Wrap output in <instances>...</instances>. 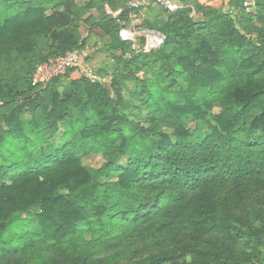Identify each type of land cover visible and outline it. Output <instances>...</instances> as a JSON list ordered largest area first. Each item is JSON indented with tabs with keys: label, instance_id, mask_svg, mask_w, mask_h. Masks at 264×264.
<instances>
[{
	"label": "trees",
	"instance_id": "1",
	"mask_svg": "<svg viewBox=\"0 0 264 264\" xmlns=\"http://www.w3.org/2000/svg\"><path fill=\"white\" fill-rule=\"evenodd\" d=\"M129 1L0 0V61L35 64L21 82L0 70L11 109L0 123V264H264L259 237L237 243L261 209L235 214L264 191V0L256 13L231 0L236 17L218 2L169 11L147 0L142 30L164 36L147 50L146 36L138 49L121 37ZM93 36L111 86L84 75L62 89L57 77L35 92L47 56L80 53ZM93 151L99 168L83 162ZM104 246L123 249L98 257Z\"/></svg>",
	"mask_w": 264,
	"mask_h": 264
},
{
	"label": "rangeland",
	"instance_id": "2",
	"mask_svg": "<svg viewBox=\"0 0 264 264\" xmlns=\"http://www.w3.org/2000/svg\"><path fill=\"white\" fill-rule=\"evenodd\" d=\"M80 4H85L86 2H89V0H77ZM130 2V1H129ZM128 2V4H129ZM177 2V0H176ZM230 3V2H229ZM104 0H96V6H98L99 8H101L102 6H104ZM219 5V3H218ZM216 4V6H218ZM223 5L224 2H223ZM183 6H190V3L188 2H184ZM246 12H252V13H256V7H245ZM105 9V8H104ZM236 12L234 13H227L224 12L226 14H230V16H237V8L235 7ZM195 16V15H194ZM195 19H199V17L195 16ZM131 26V25H130ZM239 29L242 30V27L239 26ZM80 32H81V36L87 40V26L85 24H83L80 28ZM132 30H126V31H122L123 36H131L132 35ZM156 33V34H155ZM152 34H147V35H151L148 36L150 38V41L146 40V43L148 41L149 44L152 45H148L144 44V48L147 49H154L153 47H158L159 44L162 42L159 38V36H157V33L155 32ZM147 37V36H146ZM143 43L140 42V46H142ZM157 49V48H155ZM48 61L50 60H54L56 59L54 56H47ZM46 59V60H47ZM111 58L103 51V43L100 41V39L98 37H92V39L90 38V40H88V46H84L83 49H81V52L79 53V57H78V65L75 68H72V70L69 72H67L65 75L60 76V80L62 81V83H64V85H62V89L64 86H66V84L71 81V80H77L80 79L81 76H87V77H91L94 78L95 80H100L104 83H106L108 86H111V80L113 78L112 75V69L110 68V63H111ZM36 63V62H35ZM38 64V63H37ZM35 64L32 62V60L30 61V59L28 60H23L22 58L16 59L11 61L8 57H6V55H3L1 57V61H0V66L2 67L1 73L4 74L3 76H5L9 81H16V82H21L24 74H26L28 69H31L32 66H34ZM35 74V73H34ZM74 74V75H73ZM141 77H143V74L140 73L139 74ZM2 75H0L1 77ZM127 80L124 81V83H126ZM32 85L36 86L34 88L36 93H39L40 95L44 94V91H46V88H48V84L47 85H41L39 84V86H37V83H35L34 81V75L32 76ZM30 84V83H29ZM28 84V86H29ZM35 93V94H36ZM124 93V92H123ZM115 96V95H114ZM125 97V102L129 104V106L126 108L127 110H129L131 107L136 108V111H134V114L132 116V120H134L136 123L140 122L142 123L144 126H147L146 120H145V115H146V111L145 112H141V103L140 100L137 98H131L129 96V94L125 93L124 95ZM23 98V97H22ZM23 100V99H21ZM220 110L219 105H215L214 109H213V113H218ZM11 113V109L8 107H4L2 105H0V123L3 124L4 123V119L5 117L9 116ZM143 117V118H142ZM194 126V125H192ZM166 126L162 127L164 131L167 132H171V130H169L170 128H165ZM61 133L63 132V128H60ZM55 143L58 142V140H54ZM83 162L84 164H86L87 166H91L94 168H99L101 167V165L104 163L103 157L98 154L97 152L93 151L90 152L87 155L83 156ZM121 163L124 165L126 164L125 160H122ZM111 178L113 180H116V175L111 176ZM264 195V191L261 192L260 190H258L257 188H255L254 190H252V193L250 195V197H248L244 203L242 204V206L240 207V209L235 210V214L236 215H240L243 218V221L246 220L247 218V214L250 212H255L256 209H261L262 213H261V217H250V219H248L246 222L248 223V225H244L243 223L239 224L240 227V232L241 233V237L240 239H238L239 241L238 243V249H243V248H247L249 246H251V242L248 241V238H256L259 237L260 241L263 242L264 244V230L261 233V226L264 228V200L261 198V196ZM262 221V222H261ZM251 226V227H250ZM130 245H132L133 247H129ZM263 249L262 251L264 252V245L262 246ZM134 248H140L142 249L143 247L141 246L140 241L138 242H130L127 243L125 246V250L126 252L132 251ZM123 249V246H118V247H106L104 246V248H102L100 250V253L98 254V257H103L106 256V254L108 253H113L116 250H121Z\"/></svg>",
	"mask_w": 264,
	"mask_h": 264
},
{
	"label": "built area",
	"instance_id": "3",
	"mask_svg": "<svg viewBox=\"0 0 264 264\" xmlns=\"http://www.w3.org/2000/svg\"><path fill=\"white\" fill-rule=\"evenodd\" d=\"M146 1L147 0H131L129 2L128 5L130 8H132V12L130 14V21H131L130 25H131V30L133 32L131 36H123V34L121 33L122 39L131 42L133 48L135 49L141 47L140 39L142 36H147L146 38H148V40L150 41V38L148 36L151 35H147V34L149 33L152 34V32L155 33L154 31H149L146 29L142 30L141 27L143 24V9H141V5H143ZM179 1L180 0H177V2L176 0H155V4L160 5L161 7L169 11H175L182 7ZM244 6L254 7L256 6V2L255 0H245ZM223 11L227 13H234L236 12V9L234 6L231 5V3H226V5L223 8ZM195 13L196 12L193 11L192 15H195ZM157 36H159L160 40L162 41L159 44V46H161L164 42V36L162 34H157ZM148 45H152V44L148 43ZM158 47H153V48L155 49ZM78 57H79V53L78 51H75V52H70L65 56L42 63L41 65L38 66L34 74L35 83L41 85H47L53 79L65 75L70 69L77 67Z\"/></svg>",
	"mask_w": 264,
	"mask_h": 264
},
{
	"label": "crops",
	"instance_id": "4",
	"mask_svg": "<svg viewBox=\"0 0 264 264\" xmlns=\"http://www.w3.org/2000/svg\"><path fill=\"white\" fill-rule=\"evenodd\" d=\"M149 1V0H148ZM202 2H209V1H212V2H218L219 3V5L218 6H223V8H224V6L226 5V3H229V2H231V0H201ZM185 2V0H180L179 1V3H180V5H183V3ZM223 2H224V4L225 5H223ZM146 15H147V9L146 8H144L143 9V17H146ZM144 23V22H143ZM131 29V26L130 25H127V26H124L122 29H121V31H120V34L122 33V31H126V30H130ZM155 32V31H154ZM146 40H147V38H146ZM74 75V74H73Z\"/></svg>",
	"mask_w": 264,
	"mask_h": 264
}]
</instances>
